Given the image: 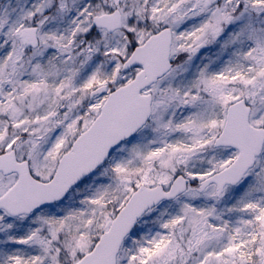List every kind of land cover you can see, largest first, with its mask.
<instances>
[{"label":"rangeland","instance_id":"obj_1","mask_svg":"<svg viewBox=\"0 0 264 264\" xmlns=\"http://www.w3.org/2000/svg\"><path fill=\"white\" fill-rule=\"evenodd\" d=\"M114 11L122 29L95 27ZM30 26L37 50L21 44ZM165 28L174 68L144 92L151 120L62 205L20 218L0 211V264H76L134 187L168 188L179 174L187 193L149 212L117 263L261 264L264 152L236 187L199 185L237 156L214 147L230 104L246 98L251 125L264 127V0H0V154L15 149L48 181L107 93L139 71L121 70L135 47ZM102 85L108 92L91 98ZM15 181L0 173V196Z\"/></svg>","mask_w":264,"mask_h":264},{"label":"water","instance_id":"obj_2","mask_svg":"<svg viewBox=\"0 0 264 264\" xmlns=\"http://www.w3.org/2000/svg\"><path fill=\"white\" fill-rule=\"evenodd\" d=\"M93 24L113 33L123 26L119 11L97 16ZM32 48L39 46L38 28L26 27L20 35ZM172 32L165 28L152 35L143 45L135 47L124 62L122 71L139 67L141 70L127 85L112 91L103 104L100 115L79 135L71 148L58 162L48 182L35 179L27 161L19 162L15 149L0 154V173L17 174V182L0 196V210L11 217L28 216L35 211L62 202L71 190L103 166L112 151L134 137L152 115V95L143 91L155 84L172 68L170 62ZM106 86L97 88L91 97L101 96ZM251 107L241 99L228 107L225 125L214 143L215 148L226 147L237 151L235 160L222 171L200 182V190L215 185L222 194L226 187L238 185L252 169L264 149V128L249 122ZM183 175L174 178L168 189L158 185H141L117 213L110 228L104 232L92 251L76 264H117L125 239L136 228L139 220L162 202H171L189 187ZM264 264V260L261 262Z\"/></svg>","mask_w":264,"mask_h":264},{"label":"flooded vegetation","instance_id":"obj_3","mask_svg":"<svg viewBox=\"0 0 264 264\" xmlns=\"http://www.w3.org/2000/svg\"><path fill=\"white\" fill-rule=\"evenodd\" d=\"M19 35H20V34H19ZM20 40H21V44L29 45V46L31 47L30 42L27 41L26 39H21V38H20ZM40 47H41V42H40V45L38 46V48L33 49V48L31 47V49H33V50H37V49H39ZM13 176H15V177L17 178V176H16L15 174H14Z\"/></svg>","mask_w":264,"mask_h":264},{"label":"trees","instance_id":"obj_4","mask_svg":"<svg viewBox=\"0 0 264 264\" xmlns=\"http://www.w3.org/2000/svg\"><path fill=\"white\" fill-rule=\"evenodd\" d=\"M5 1H6V0H5ZM134 190H135V187H134ZM177 200H178V199H177ZM177 200H176V201H177ZM176 201L172 202L171 204H174ZM169 204H170V203H169ZM59 205H62V204H59ZM80 205H81V204H80Z\"/></svg>","mask_w":264,"mask_h":264}]
</instances>
